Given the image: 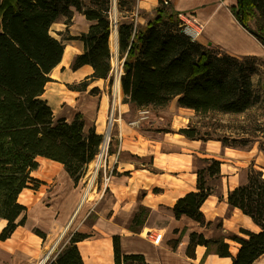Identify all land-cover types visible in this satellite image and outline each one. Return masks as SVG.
<instances>
[{
	"label": "trees",
	"instance_id": "1",
	"mask_svg": "<svg viewBox=\"0 0 264 264\" xmlns=\"http://www.w3.org/2000/svg\"><path fill=\"white\" fill-rule=\"evenodd\" d=\"M116 4L122 9L121 0ZM72 9L91 24L86 33L66 38L83 43V52L75 56L71 68L89 65L92 72L87 78L91 81L108 78L110 0H0V218L6 221L0 241L9 238L25 221L23 216L15 223L26 210L18 196L31 184L30 173L37 169L38 157L59 162L77 185L103 139L94 128L84 131L80 114L70 121L54 118L42 98L50 81L48 74L63 55L62 42L49 34L50 25L60 15L66 17L68 25ZM230 11L264 47V0H237ZM251 20L255 30L248 26ZM116 33L118 58H123L121 105L134 111L151 110L163 108L175 99L177 107L205 115L242 114L255 103L252 76L258 57H233L212 44L192 41L182 33L178 13L162 0L144 25H134L132 20L118 22ZM86 86L83 81L73 89L84 91ZM178 134L197 139L193 128L179 129ZM220 166L219 160L210 159L204 168L195 171V190L179 197L171 208L175 220L184 216L199 227L209 228L211 222L206 221L201 209L211 194L206 177L218 175ZM225 201L257 230L240 228L237 233L210 238L189 231L184 250L188 260L195 259L197 247L212 249L219 258H229L231 264H254L264 255V167L250 168L244 183L228 190ZM141 210L132 220V231L140 225ZM185 231L183 228L178 238L167 241L172 251ZM173 233L177 234V229ZM88 237L72 233L45 264H84L77 244ZM229 243L236 245L234 254ZM112 253L114 264H148L142 255H122L118 235L112 236Z\"/></svg>",
	"mask_w": 264,
	"mask_h": 264
},
{
	"label": "crops",
	"instance_id": "2",
	"mask_svg": "<svg viewBox=\"0 0 264 264\" xmlns=\"http://www.w3.org/2000/svg\"><path fill=\"white\" fill-rule=\"evenodd\" d=\"M83 1L88 3V0ZM135 1L137 11L142 13L139 16V24L144 25L148 18L154 16L159 0ZM165 1L177 13L191 16L201 24L202 35L198 43L212 44L233 57L264 56V47L235 20L230 11V8L236 6L237 0ZM130 19L133 20V11ZM65 22L66 17L60 15L49 28L50 36L62 42L63 55L60 63L48 74L50 81L45 85L42 98L47 101L54 118L70 121L74 115L80 114L84 120L85 132L94 128L97 134L103 136L109 76L106 79L91 81L87 78L92 72L89 65L75 70L71 68L75 56L83 52V43L66 38L78 37L86 33L91 23L74 9L70 23L66 25ZM113 52L117 53V36L114 51L111 53ZM119 60L123 63V58ZM82 79L89 82L84 91L68 89V85L79 83ZM120 107L117 130H115L119 132L121 140L118 141L115 132L112 141L115 149L110 156V160L117 156L118 161L107 186L96 189V192L92 189L91 192L95 193L97 198L78 207L85 190L82 184L87 182V175L75 185L59 162L45 158L49 162L40 164L36 160L38 167L30 173L32 182L18 196V202L26 210L15 220V223L23 216L25 221L9 238L0 241V264H38L67 225L73 220H88L90 216L89 220H116L118 224L115 229L114 221L107 223L106 230L110 231L107 236H102V241L95 238L100 236L95 231L76 230L89 236L77 244L84 264H114L112 253L114 235L120 238L122 255H142L148 264H176V262L177 264H231L229 258H219L212 250L206 252L204 247H197L195 259L188 260L184 256L186 233L181 237L178 250L172 251L167 242L152 245V241L148 238L152 232L156 233V230L144 232L147 230L144 227L146 238L141 237L140 233L132 232V220L142 207L145 211L144 216L151 211L165 210L169 223L158 232L166 234L167 240L176 239L183 228H186V231L202 233L205 238L212 237L210 229L199 227L196 222L184 216L175 220L172 215L171 208L175 201L185 193L195 190V173L190 169L192 157L190 153H186L194 151V148L187 144L189 142L180 138V135L177 138H164L161 141L144 135V129L141 128V131L138 123L143 117L150 120L151 110L135 111L138 115L132 117L127 116V112L132 111L129 106ZM141 112H146V115L139 117ZM159 119L162 120V116ZM141 123L146 129V122ZM173 141L182 143V149L173 150L171 148ZM5 225L6 221L0 218V232ZM240 228L257 230L250 220H247L246 225L239 226L237 230ZM175 229L178 231L177 234L173 233ZM123 240L129 245L130 249L127 252L121 249ZM229 245L231 254H234L236 245L234 243ZM138 247L144 248L145 251L136 249ZM262 258L264 260V255L254 264H258Z\"/></svg>",
	"mask_w": 264,
	"mask_h": 264
},
{
	"label": "rangeland",
	"instance_id": "3",
	"mask_svg": "<svg viewBox=\"0 0 264 264\" xmlns=\"http://www.w3.org/2000/svg\"><path fill=\"white\" fill-rule=\"evenodd\" d=\"M115 0V6L113 5V0L110 3L109 18H115L116 22H127L131 21V12L133 11L134 25H139V16L142 15L141 12L136 9L135 0H121L122 9L118 8ZM128 2H131L127 5ZM130 7V8H129ZM129 10L128 12L126 11ZM129 8V9H128ZM138 16V17H137ZM147 19V18H146ZM249 28L255 30L254 21L248 23ZM114 30L111 29V34L109 38L110 50L114 51ZM254 73L252 76L253 90L255 94V103L251 108L242 114H223L218 112H210L205 115H197L193 111H187L184 109L177 108L175 101H170L165 107L152 109L149 111L151 118L146 120L143 117L140 121V129H144V135L152 137L155 139L163 140L164 138H177L179 129L193 128L196 130L197 139L189 140L180 135L184 141L189 142L187 144L194 148V151H188L192 157L191 170L195 173L196 170L204 168L210 159H216L221 162L220 173L213 178H207V185L210 188V196L203 205L202 211L204 213L205 219L211 222L208 229L211 230L212 237L228 236L233 233L238 232V227L246 225L247 217L242 215L236 209L231 208L227 205L225 201L226 194L228 190L233 187L243 184L245 181L246 173L250 168L262 169L264 167V56L257 58L253 63ZM118 67V66H117ZM119 67L122 69V63ZM118 67V68H119ZM85 81L82 79L78 84L68 85V89L75 90L80 84ZM87 82V81H86ZM89 82H87L88 85ZM87 87V86H86ZM91 92V90H90ZM122 94V93H121ZM121 98V97H120ZM107 99V112L105 116V127L103 128V136L107 129V117L109 116L110 108L113 103V90L109 85L106 93ZM121 106V105H120ZM121 108V107H120ZM133 111V112H132ZM128 111L127 116L137 117L138 112L134 110ZM141 111V110H140ZM117 107L114 118H117ZM146 115V112L139 113V117ZM162 116V120L159 117ZM141 122H146V129ZM157 122V123H155ZM173 124V125H172ZM117 123H115L109 134V147L107 153V161L111 156L112 150L115 149L113 140V135L116 132ZM173 126V127H172ZM137 127V128H138ZM116 129V130H115ZM141 129V131H142ZM176 134V135H175ZM118 141L120 142L121 137L119 132L116 134ZM165 141V140H164ZM118 142V143H119ZM187 145V147H190ZM182 143L172 142V149L176 148L182 149ZM169 148V147H168ZM184 150V149H183ZM118 151V148H117ZM185 153V154H186ZM40 164L48 163L49 161L45 158L38 157L36 159ZM91 171V170H90ZM88 172V171H87ZM114 173V170H113ZM91 174L87 175V182L83 183V187L90 185L89 192L87 194L88 199H83L81 205L86 202L94 201L96 199V194L92 193L91 190L96 192V189L103 187L102 174L101 172L93 180L92 184H89ZM104 188V187H103ZM80 205V206H81ZM142 208V207H141ZM144 209L141 210L140 225L137 226L134 233H140L141 237L146 238L144 232L163 229L168 225L169 220L166 216L165 210H160L159 212H149L144 216ZM91 216L89 217V219ZM73 220L71 224L67 225L63 231L61 241L55 246L51 251L49 247L46 259L47 261L55 256V253L60 247L67 243L70 236L74 232H80L76 230H81L85 232L95 231L100 236L95 237L99 241H102V236H107L110 230H106L107 223L114 221V228L116 229L118 222L116 220ZM184 220V219H182ZM99 223V224H97ZM218 224L220 225L219 227ZM225 224V225H224ZM145 227V228H144ZM147 228V230H143ZM112 229V226H111ZM150 229V230H149ZM224 229V231L222 230ZM144 231V232H143ZM102 232H106L103 233ZM82 233V232H81ZM186 241L188 239L187 235L189 230L186 232ZM87 234V233H85ZM149 234V233H147ZM162 239L160 244L166 243L167 235L161 232ZM206 234V232H205ZM154 233L152 232L150 238L152 241ZM149 236V235H148ZM178 238V237H177ZM172 240V239H171ZM98 241V242H99ZM187 244V243H186ZM180 245V244H179ZM178 245V247H179ZM91 247V244H89ZM53 247V246H52ZM177 247V248H178ZM178 250V249H176ZM175 250V251H176ZM212 250V249H209ZM209 252V251H206ZM46 261V262H47ZM45 262V263H46ZM43 263V264H45ZM258 264H264L263 258L259 260Z\"/></svg>",
	"mask_w": 264,
	"mask_h": 264
},
{
	"label": "built area",
	"instance_id": "4",
	"mask_svg": "<svg viewBox=\"0 0 264 264\" xmlns=\"http://www.w3.org/2000/svg\"><path fill=\"white\" fill-rule=\"evenodd\" d=\"M111 1L112 0H110V3ZM163 4L167 5L168 3L167 1L164 0ZM113 5L115 6V0H113ZM109 19H110V29H113L115 32L116 26H117L116 19L114 17L113 18L110 17ZM178 19L180 21V28H181L182 33L186 35L188 38H190L192 41H198L202 35L201 24L195 19H193L191 16H188L182 13H178ZM110 63H111V71L109 74V83L113 90V103L110 108L109 116L106 119L107 120L106 133L103 136V139L99 146L97 154L95 155L92 162L88 165L86 174H85V176L88 175V173L92 175L90 178V181H88L89 184H92L93 180L101 172L104 188L109 183L110 177L113 174L114 166L115 164H117V161H118L117 156H115L112 160H110V157H109V160L107 161V153H108L109 140H110L109 134H110L112 126L115 123H117V119L114 118V115L116 113V107H117V113H118L117 118H119L120 105H121V100H122L120 85L119 86L116 85V83L120 84V76L122 74V69L119 67L120 60L116 52L111 53ZM107 133L108 135L106 137ZM89 189H90V185H87L86 190H84L82 199L80 200L78 207H80L84 198L87 199V194L89 192ZM62 235H63V232L60 234L58 239L54 242V244L52 245L53 247L51 246V251L55 248L57 244L60 243ZM153 236H154V239H153L154 244H158L162 239V234L160 232L154 233ZM48 256L49 255H47L46 253V255L40 260L38 264L45 263L47 261L46 259H48L47 258Z\"/></svg>",
	"mask_w": 264,
	"mask_h": 264
},
{
	"label": "bare ground",
	"instance_id": "5",
	"mask_svg": "<svg viewBox=\"0 0 264 264\" xmlns=\"http://www.w3.org/2000/svg\"><path fill=\"white\" fill-rule=\"evenodd\" d=\"M113 37H114V40H116V31L113 33ZM111 38V37H110ZM116 85H120V84H118V83H116ZM120 91H121V88H120ZM107 135H108V133L106 134V137H107ZM93 179V178H92ZM153 239H154V236L152 237V245L154 244L153 243ZM140 247H138V248H136V249H139ZM121 249H122V251L123 252H127L130 248H129V245H127V243H125V241L123 240L122 241V243H121ZM132 249H135V248H132ZM140 249H143L144 250V248H140ZM145 251V250H144ZM150 253V252H149ZM149 258V257H148ZM176 264H177V262H176Z\"/></svg>",
	"mask_w": 264,
	"mask_h": 264
},
{
	"label": "water",
	"instance_id": "6",
	"mask_svg": "<svg viewBox=\"0 0 264 264\" xmlns=\"http://www.w3.org/2000/svg\"><path fill=\"white\" fill-rule=\"evenodd\" d=\"M116 36H117V33H116ZM253 36V35H252Z\"/></svg>",
	"mask_w": 264,
	"mask_h": 264
}]
</instances>
